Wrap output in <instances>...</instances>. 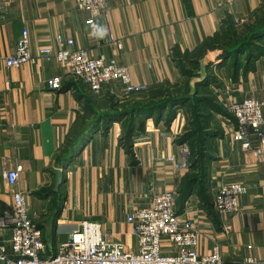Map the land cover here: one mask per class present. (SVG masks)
Returning a JSON list of instances; mask_svg holds the SVG:
<instances>
[{
  "label": "crops",
  "instance_id": "crops-1",
  "mask_svg": "<svg viewBox=\"0 0 264 264\" xmlns=\"http://www.w3.org/2000/svg\"><path fill=\"white\" fill-rule=\"evenodd\" d=\"M263 10L264 0H111L95 42L87 31V14L76 7V0L0 2V217L12 207L3 172L21 164L17 187L41 232L45 256L53 255L83 220L99 223L108 242L135 250L136 238L125 217L148 205L153 193L178 191L188 171H175L167 157L178 156L175 141L187 116L178 110L166 125L136 118L127 148L119 139L126 133L129 115L118 117L109 105L130 110L141 92L165 84L178 85L183 92L182 72L194 70L189 64L194 58L182 55L217 33L232 39L227 27L233 28L234 22L240 28L252 25ZM22 30L32 50H58L56 36L70 37L75 48L86 49L92 57L125 64L130 81L146 89L125 94L119 84L110 83L94 95L69 74L66 64L53 58L7 67L4 59L14 52ZM108 32L122 39L121 49L106 42ZM203 54L214 75L215 103L226 107L230 101L252 97L263 102L264 118V54L235 73L228 61L220 62L217 48ZM52 76L61 78L59 90L47 88ZM214 120L217 133L206 135L205 156L196 169L197 174L204 172V186L197 184L183 202L176 200L177 213L196 226L201 254L217 242L224 264H247V257L264 264V161L253 162L251 153L231 140V119ZM72 130L75 138L83 133L84 138L76 155L62 163L60 151L68 150L64 142ZM56 169L62 181L54 188ZM222 182L248 188L232 214H218L212 207V196ZM225 222L231 227L227 233L222 229ZM8 234L9 229L3 230L2 238ZM160 243L163 252H173L166 238Z\"/></svg>",
  "mask_w": 264,
  "mask_h": 264
},
{
  "label": "built area",
  "instance_id": "built-area-1",
  "mask_svg": "<svg viewBox=\"0 0 264 264\" xmlns=\"http://www.w3.org/2000/svg\"><path fill=\"white\" fill-rule=\"evenodd\" d=\"M17 0H0L11 2ZM111 0H76V7L87 14V31L95 42L100 39V20L106 21V12ZM58 50L41 47L32 50L28 33L22 30L15 50L4 59L7 67H19L34 63L39 58H53L67 65L69 74L83 82L94 95L101 93L110 83L119 84L125 94L138 93L146 89L142 83L130 81L127 66L103 56L92 57L84 48H75L70 37L58 34ZM106 42L122 48V39L110 32ZM48 89H60L61 78L52 76L46 80ZM263 102L252 97L230 101L226 110L231 118L229 136L245 153H251L253 162L264 161ZM178 156L167 157L175 171L189 169V152L184 144L178 146ZM21 164L6 168L3 172L7 186L12 191V207L8 215L0 217V262L4 264H224L217 242L207 254L198 251L199 232L194 223L177 213L178 191L172 189L153 193L150 203L126 215L136 238L135 250L108 242L97 222L83 220L71 235L59 243L53 255L45 256V245L39 228L32 222L25 206L24 194L17 187ZM247 186L239 182H222L212 196V207L218 214H232L238 209V197L247 192ZM225 222L222 229L230 230ZM9 229L7 239L2 232ZM166 238L173 248L172 253L161 249V238ZM244 263L254 264L252 257Z\"/></svg>",
  "mask_w": 264,
  "mask_h": 264
},
{
  "label": "trees",
  "instance_id": "trees-1",
  "mask_svg": "<svg viewBox=\"0 0 264 264\" xmlns=\"http://www.w3.org/2000/svg\"><path fill=\"white\" fill-rule=\"evenodd\" d=\"M256 20L257 21H256L255 25H253V27H251L252 25L245 27V28H248L247 33L249 32V34H250V38H249L250 40L249 41H253V42L255 40H257V38L259 39L261 36L264 35V10L260 12V14L258 15ZM228 35L229 36L233 35L232 39L231 38L228 39L227 38L228 36L222 35V34L218 35V33H217V34L213 35L212 37L203 40V42L197 48H195V50L191 54L187 53L185 55H182L183 59H187L189 57L194 58L192 61H189V64L193 66L194 70L191 72H182V74L186 78V81H185L186 83L184 85V91L182 92L184 94H182L181 91L180 92L178 91V93L174 94V95L167 93V91H170V88H169L170 84H165L166 87H164V88L162 86H157V87H155L149 91H144L141 93L138 92L140 94H146V95L144 97H137V101H135L132 108H130V110H128L129 112L124 115V116L129 115V118H128V123H127V127H126V133L124 136H122L119 139V142L121 145H124V140H127L126 141L127 146H125V147H127V148L129 147L128 146V144H129V133L135 127L134 120L136 119V117H139L138 115H135L136 113L141 114V113H139L140 111H144L146 109L155 108V107L157 108L159 106L168 110L169 106H171V104L177 103V101H179V100L181 102L188 103L189 100L192 101L191 99H194V98L200 99L199 97L201 95H199V92H198L199 89L198 88H201V87L203 88L204 87L203 84L205 81L196 85V91L194 94L186 96V94L189 91L188 81H189V79H191L192 77H194L196 75V72H197L198 66H199V64H198L199 59H201L203 57V55H204L203 53L205 52V50L222 47L223 49H225L228 52L221 51V53H220L221 58L223 56L228 57L229 54L231 56L232 53L237 52L236 49H234V48L231 51L230 45L227 43V42L233 41V39L235 37L234 34L231 35V34H229V31H228ZM240 47H242V46H240ZM241 50L245 51L246 48L244 47ZM257 51L259 52L257 55L254 53H248L247 54L246 58H250V59H249L248 63L244 64V66L242 67V68H244V70L249 68L250 63H252L258 55L264 54V51L260 52L259 49H257ZM173 54L174 55L178 54V51L175 49L173 51ZM237 66H239V63ZM235 72L236 71H234V73ZM207 78H208V76L206 77V80H207ZM173 90L176 91L178 89L173 88ZM131 94H133V93H131ZM198 102H200L199 104L202 105V106H198V108L204 107L206 109V107L208 106L207 103L211 104V101L209 99H206V98H202L201 100H198ZM212 104L216 108L215 110L224 113V110L219 105L214 103V101L212 102ZM190 107L195 108V106H190ZM131 111L135 113L134 114L135 116L131 115L132 114V113H130ZM197 114H200L199 111H197L196 115ZM200 121L201 120L196 121V124L197 123H198V125L201 124ZM92 123L90 125H92ZM140 123H141V121H140ZM93 127L91 129H94ZM198 127L200 128V125ZM213 133L215 135L217 132L213 131ZM213 133L207 132V133H203V135L206 136V135H211ZM76 136H77V134L73 133V130L71 132H69V134L67 135L64 143H65V145L68 146V150L62 149L60 151L61 154L59 156L61 158L62 163L76 155L77 150L79 149V147L83 141L84 133L82 135L79 134L78 135L79 138H75ZM123 137H124V139H123ZM201 140H202V137H201ZM202 148H203V146H202ZM191 155H192V153H191ZM196 156L197 157L194 158L193 160H192V156H191V160H192V162L190 160L191 166H189V170H188V172H186V174H185V176H184V178H183V180H182V182L178 188L177 203L183 202V200L187 198L189 193H191V191L193 190V188L197 184H201V186H204V182H205V178L203 176L204 172L201 171L202 175L196 173V169H198V167H199L198 165H201L202 158L205 156L203 153V150L199 151V153H196Z\"/></svg>",
  "mask_w": 264,
  "mask_h": 264
},
{
  "label": "rangeland",
  "instance_id": "rangeland-1",
  "mask_svg": "<svg viewBox=\"0 0 264 264\" xmlns=\"http://www.w3.org/2000/svg\"><path fill=\"white\" fill-rule=\"evenodd\" d=\"M236 25V26H235ZM253 25H255V23L252 24L251 27H253ZM227 29H229V34H234V39L232 42H227L230 45V50L232 51L233 48L236 49V53H232V55L230 56V54L228 55V57H220V53L221 51H226L225 49H223L222 47L217 48V50L219 51L218 54V58L220 60V62H224L225 60L228 61V67L230 68V71H237L238 69L242 68L244 66V64H247L250 58H246L248 53H254V54H258L259 52L257 51V49L260 50V52L264 51V35L261 36L259 39L257 38V40L253 41H249L250 39V34L249 32L247 33L248 28L245 27H237V22L233 23V28L232 27H227ZM251 31V30H250ZM244 35V36H243ZM242 46V47H240ZM246 48L245 51H242V48ZM228 52V51H226ZM239 63V66H237ZM212 71V69H211ZM211 71L210 68H207V80L205 79L204 84H203V88H198L199 89V95H201L199 98L200 99H191L192 101L188 102V103H184L181 102L180 100L177 101V103L171 104V106H169V109H165L163 107H155V108H150V109H146L144 111H140L138 113H134V112H130L132 113L131 115L135 116L138 115L139 120H142V122H145V120L151 118L153 123L156 120L162 121L163 125L168 124L176 115L178 110H182L183 113L187 116V123L185 124V127L183 128V131L179 133V135L176 138V146H177V151H178V146L181 144H184L186 146V148H188V152H189V158H188V163L189 166H191V162L194 158H196V153H199V151L204 149L202 148V144L204 142V139L206 138L205 135L202 134V132L204 131V133H213L214 130L217 129L216 123H215V116H224L226 117L228 120L231 119L226 107H221L224 110L223 112L217 111L215 110L216 108L213 106L212 102L214 101L215 103V92H214V87L212 86L214 84L213 81V77L214 75H211ZM230 72V73H231ZM229 73V74H230ZM190 80V79H189ZM170 91H167V93L170 94H177L178 91H182V89H180V87L178 85L172 84L169 86ZM173 88L178 89L176 91L173 90ZM184 91V90H183ZM195 91H196V86H195ZM182 93V92H181ZM195 93V92H194ZM193 93V94H194ZM184 94V93H182ZM146 94H141L139 97H144ZM192 95V94H191ZM187 96V94H186ZM202 98H206L209 99L211 101L210 103H207V107L206 109L204 107H199L198 106H202L201 104H199L200 102H198V100H201ZM190 106H195V108L190 107ZM121 108V109H119ZM128 107H124V106H120L118 107L115 103L109 105V110L113 111L118 117L124 116L125 114H127L129 111L127 110ZM197 111H199V113L201 114H197ZM135 114V115H134ZM201 120V124L200 128L198 127V123L196 124V121ZM155 124V123H154ZM124 127H126L125 123H123ZM209 128V129H208ZM202 137V140H201ZM124 139V137H123ZM127 139V138H126ZM127 140H124V146H127ZM192 153V155H191ZM191 156H192V160H191ZM191 160V162H190ZM189 170V169H188ZM186 170V171H188Z\"/></svg>",
  "mask_w": 264,
  "mask_h": 264
},
{
  "label": "water",
  "instance_id": "water-1",
  "mask_svg": "<svg viewBox=\"0 0 264 264\" xmlns=\"http://www.w3.org/2000/svg\"><path fill=\"white\" fill-rule=\"evenodd\" d=\"M198 70L196 75L189 80V95L195 92V86L202 83L207 77V68L209 66V60L206 57H202L199 60ZM55 175L54 188H57L62 181L61 170H54Z\"/></svg>",
  "mask_w": 264,
  "mask_h": 264
}]
</instances>
